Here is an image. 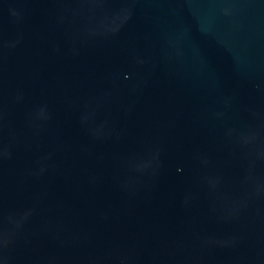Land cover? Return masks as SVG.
<instances>
[{"label": "water", "instance_id": "95a60500", "mask_svg": "<svg viewBox=\"0 0 264 264\" xmlns=\"http://www.w3.org/2000/svg\"><path fill=\"white\" fill-rule=\"evenodd\" d=\"M0 264H264V0H0Z\"/></svg>", "mask_w": 264, "mask_h": 264}]
</instances>
